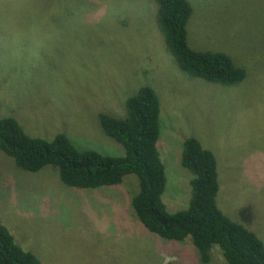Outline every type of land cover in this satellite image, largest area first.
Listing matches in <instances>:
<instances>
[{
    "label": "rangeland",
    "instance_id": "rangeland-1",
    "mask_svg": "<svg viewBox=\"0 0 264 264\" xmlns=\"http://www.w3.org/2000/svg\"><path fill=\"white\" fill-rule=\"evenodd\" d=\"M191 2L189 42L228 53L247 72L242 83L181 72L152 19L155 0H0L2 113L11 107L29 136L62 133L81 150L123 156L97 112L126 117L128 89L146 81L161 102L168 210L189 206L193 176L181 157L194 137L216 155L218 207L264 243V0ZM138 191L134 175L69 188L54 167L25 172L0 151V225L42 264H204L191 239L166 241L140 223L130 207ZM208 264H228L219 247Z\"/></svg>",
    "mask_w": 264,
    "mask_h": 264
},
{
    "label": "trees",
    "instance_id": "trees-1",
    "mask_svg": "<svg viewBox=\"0 0 264 264\" xmlns=\"http://www.w3.org/2000/svg\"><path fill=\"white\" fill-rule=\"evenodd\" d=\"M155 2L157 11L152 19L159 24L167 49L181 72L224 86L246 80L245 69L236 65L224 50L203 51L195 49L191 37L189 42L194 13L191 0ZM142 84L147 82L128 89L126 117L97 112L101 129L124 148L123 156L81 150L68 135L62 133L51 140L29 136L18 121L20 117L16 116L17 113L10 107L7 110L11 111L9 115H3L2 105L0 151L25 172L37 173L46 166L54 167L61 182L74 189L116 187L124 182L126 176L134 175L139 191L133 196L130 207L151 234L180 244L191 239L204 264L211 261L215 246L222 251L228 264H264L262 240L218 207L220 183L216 155L194 137L183 141L181 157L182 166L193 176L189 206L174 213L168 210L163 198L168 183L166 167L159 152L161 102L151 86ZM38 256L24 250L9 229L0 225V264H42Z\"/></svg>",
    "mask_w": 264,
    "mask_h": 264
},
{
    "label": "clouds",
    "instance_id": "clouds-1",
    "mask_svg": "<svg viewBox=\"0 0 264 264\" xmlns=\"http://www.w3.org/2000/svg\"><path fill=\"white\" fill-rule=\"evenodd\" d=\"M161 140V139H160Z\"/></svg>",
    "mask_w": 264,
    "mask_h": 264
}]
</instances>
